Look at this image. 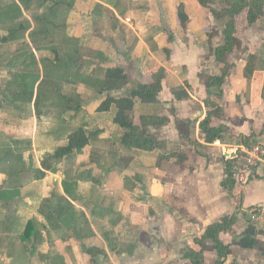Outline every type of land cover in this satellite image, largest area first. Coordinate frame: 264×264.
Wrapping results in <instances>:
<instances>
[{"label": "crops", "instance_id": "0c3cea01", "mask_svg": "<svg viewBox=\"0 0 264 264\" xmlns=\"http://www.w3.org/2000/svg\"><path fill=\"white\" fill-rule=\"evenodd\" d=\"M206 1L75 0L59 12L61 36L46 43L64 48L65 35L76 40L75 72L87 81L57 85L77 112L45 102L38 113L35 98L17 99L15 78L31 68L24 43L42 71L44 59L56 61L52 51H36L32 37L4 36L16 22L0 21V264H193L191 253L199 264H264V224L247 214L264 204V166L231 192L222 185L228 156L264 140V16L254 25L247 12L236 18L238 41L219 62L228 19L216 13L228 9L227 0ZM27 23L31 34L34 23ZM224 72L223 94L212 95V78ZM152 75L161 78L158 101L133 100L131 92ZM119 108L155 140L151 151L123 144L126 130L114 123ZM210 112L212 127H227L211 144L200 127ZM77 129L90 144L53 161L56 171L45 167ZM233 217L219 235L229 248L220 258L204 236Z\"/></svg>", "mask_w": 264, "mask_h": 264}, {"label": "trees", "instance_id": "16d2710c", "mask_svg": "<svg viewBox=\"0 0 264 264\" xmlns=\"http://www.w3.org/2000/svg\"><path fill=\"white\" fill-rule=\"evenodd\" d=\"M201 4L204 7H208L209 2L206 0H200ZM50 3L52 5L51 12L49 15L44 17H38L36 20L43 27L41 30H36L30 35L32 37L42 36V39L35 42L36 51H52L56 54V64L51 60H43L42 63L45 66L46 74L43 76L38 71V61L35 57L34 52L27 50L25 48V43L23 44L24 48L22 49L23 54H30V70H25L24 73L17 75L15 78V83L20 86V91L16 94L17 99L31 103L35 98L36 110L39 113V108L45 102H51L53 104L64 103L65 106L63 109L77 112L80 108L77 106V103L74 100H65L61 97L60 86L57 85L61 82L76 84L79 82H86L87 78L80 76L75 72V64L72 53H77L76 40L69 38L66 35L63 37L62 41L66 46L61 48L60 45H57L56 42L50 41L46 43L50 38L60 37L59 26L55 22L59 18V12H62L64 8L72 9L75 3V0H8L4 5H0V21L7 23L19 22L23 17V9H30L36 4L44 6ZM228 9L217 14L219 18L228 19L226 28L224 31L225 34V45L216 50V57L219 62H225V57L232 53L236 43V18L242 13L247 12V19L250 25L256 24L261 17L264 16V0H227ZM179 18L181 22L185 23L188 21V15L185 12V7L182 4L179 7ZM48 18L53 19L51 21L52 25H45V21ZM14 29V28H13ZM25 29H18L11 31L9 33L10 39L21 40L25 39ZM66 37V38H65ZM69 44V46H68ZM22 46V47H23ZM69 47V51L66 50ZM21 55V56H22ZM24 60V65L27 66V57ZM49 67L51 68L49 70ZM119 77V75L117 76ZM226 74L225 72L220 77L212 78V88L216 89L215 92H211L212 95L221 96L223 94L221 88L223 86ZM162 91V83L159 75H152L148 82L141 83L137 86L135 90L131 92L132 99H138L145 104H153L158 101V96ZM61 99V100H60ZM119 106H122L121 103ZM211 115L209 113L208 117L201 123V130L204 132L207 143H214L219 139L226 131V126L212 127L211 126ZM149 124H156L157 122L151 119H147ZM114 123L126 130V134L123 137V144L128 148L139 149L143 151H151L154 148L155 140L149 136L140 125H136L132 119V113L128 112L125 109L119 108L116 112ZM178 127L181 128V124L178 123ZM181 132V130H180ZM90 144V137L86 134L83 129L75 130L69 137L68 145L62 148H59L54 156L48 157V164L44 163V166L52 171H56V168H53L52 162L55 161L56 164L60 163L65 157L71 155L75 151L82 153L83 150ZM248 146V144H246ZM248 147H251L248 146ZM232 162H226V179L223 182V187L231 192L236 183L232 179ZM255 176H251L254 178ZM64 190L66 194L72 195L73 193L69 191V184L64 182ZM235 223V218H223L220 222L214 223L211 225L204 236V238H211L217 245L218 253L220 258L225 257L228 253L229 248L222 244L219 239L220 233L229 230L232 225ZM33 224H29L26 233L33 229ZM203 238V239H204ZM189 258L194 262L193 264H199L201 256L191 253L188 255Z\"/></svg>", "mask_w": 264, "mask_h": 264}, {"label": "built area", "instance_id": "2783aa9c", "mask_svg": "<svg viewBox=\"0 0 264 264\" xmlns=\"http://www.w3.org/2000/svg\"><path fill=\"white\" fill-rule=\"evenodd\" d=\"M227 158L232 162V179L236 184L249 181L254 172L264 166V140H258L253 146L234 151ZM248 218L253 223L264 224V204L249 209Z\"/></svg>", "mask_w": 264, "mask_h": 264}, {"label": "rangeland", "instance_id": "374dc122", "mask_svg": "<svg viewBox=\"0 0 264 264\" xmlns=\"http://www.w3.org/2000/svg\"><path fill=\"white\" fill-rule=\"evenodd\" d=\"M0 5H1V0H0ZM42 9V6H40L39 4H36L35 5V7H33L32 9H31V13L29 12V10H26V9H24L25 11H26V15L23 17V20H21L19 23H15L13 26L15 27L14 29H13V27H9L10 29L9 30H6L5 32H4V36H7L11 31H14L15 29L16 30H20V29H22V30H26L25 31V36L27 37V36H29L30 37V40H32L33 42H37V40H39V39H42V36H36L35 38L34 37H32L31 35H30V25H29V23H27V22H30V20H32V22L34 23V26L32 27V25H31V27L32 28H34L32 31H31V33H33L34 31H36V30H41L43 27L39 24V22L36 20V18H34V16H33V14H34V12L36 11V13L37 12H39V10H41ZM25 21V22H24ZM31 37H32V39H31ZM31 41V42H32ZM32 42V45L33 46H35V44ZM56 43H58V41L56 42ZM28 47V49L29 50H31L32 49V46H30V44H28L27 45ZM23 49V48H22ZM4 50H6V52H10L9 50H12V49H9L8 48V46H6L5 47V49ZM33 51V50H32ZM39 54V53H38ZM53 58H55V60L54 61H56V54H53ZM42 67H44V64H42ZM38 71L40 72V73H42L44 76H45V74H46V71H45V69H43V71H42V68H38ZM22 72H24V70L22 69ZM68 95H71V91H69L68 92ZM255 132L256 131H253V133L251 134V136H254L255 135ZM260 132H261V134H263L262 136H264V125L262 126V128H261V130H260Z\"/></svg>", "mask_w": 264, "mask_h": 264}]
</instances>
